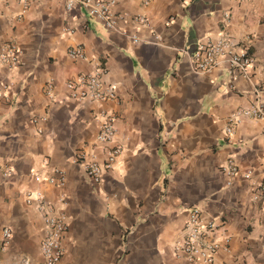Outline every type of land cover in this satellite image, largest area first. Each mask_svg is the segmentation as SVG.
<instances>
[{
    "label": "crops",
    "instance_id": "0c3cea01",
    "mask_svg": "<svg viewBox=\"0 0 264 264\" xmlns=\"http://www.w3.org/2000/svg\"><path fill=\"white\" fill-rule=\"evenodd\" d=\"M114 11L142 42L83 6L67 11L66 0H0V264H43V209L68 223L58 264H208L174 253L194 209L218 225L211 264H264V209L251 196L264 179V120H234L264 84V0H116ZM222 38L251 57L247 71L233 72L227 56L196 73L198 45ZM12 44L15 68L1 59ZM77 46L84 58L70 55ZM98 68L116 98H71L67 83ZM106 112L113 142L97 139ZM81 155L103 165L100 183L73 161ZM230 159L241 170L233 177L223 169ZM55 169L63 186L49 180ZM37 191L43 209L27 201Z\"/></svg>",
    "mask_w": 264,
    "mask_h": 264
},
{
    "label": "built area",
    "instance_id": "2783aa9c",
    "mask_svg": "<svg viewBox=\"0 0 264 264\" xmlns=\"http://www.w3.org/2000/svg\"><path fill=\"white\" fill-rule=\"evenodd\" d=\"M25 3L45 1V0H21ZM145 4L151 0H142ZM116 0H66V10L72 11L76 6L80 5L88 10V13L98 18L108 29L118 30L123 34L130 35L135 43L143 40L137 34H130L129 30L119 25L118 20H124L125 16L119 15L114 11ZM134 21L148 25V19L145 16H137ZM225 20L230 21V13H225ZM65 31L74 32L71 27H66ZM156 40L159 41L158 36ZM155 42V41H147ZM69 53L74 58H84L85 52L81 46L73 47ZM229 57L230 67L233 72L243 73L247 71L251 64V57L246 51H236L235 44L228 38H222L216 42L201 43L192 55V65L196 73H206L218 64L221 57ZM1 59L9 65L10 68L18 67L22 63L21 51L15 44L5 47L1 54ZM103 70L101 68L95 71L79 75L75 80L69 81L67 87L70 91V97L76 100H94L101 101L116 98V90L114 86L106 85L102 79ZM8 88L2 80H0V96H4ZM53 84L49 83L47 92L49 95L54 93ZM104 120L100 128L97 139L101 142H113L116 136L115 118L112 114L104 113ZM241 116H250L264 120V84L259 90L258 99L254 105L249 108L242 109L234 115V120L239 121ZM228 132L232 128L227 129ZM120 149L113 148L109 152L108 166H111ZM74 162L81 163L84 167L87 177L93 183H100L104 177V167L96 160L86 161L84 155L75 157ZM223 169L230 175L235 176L241 172L239 166L233 159H230ZM56 176L49 177L50 182L63 186L65 184L64 171L55 169ZM244 177L249 179L252 177L251 171H245ZM253 201L258 203L264 209V179L253 184L252 193ZM29 203L38 201L40 209L44 208L42 192L37 191L26 193ZM44 210V218L46 223V234L41 244L43 264H58L62 260L64 254L63 238L68 229V223L64 216L53 214L51 211ZM218 228L214 219L205 221L201 217L200 209H194L187 222L185 237L178 241L174 247V253L178 257H186L189 260H201L208 264L213 263L220 243L213 237L214 231ZM12 236L9 228L4 229V242L7 244ZM27 264L30 262L27 261Z\"/></svg>",
    "mask_w": 264,
    "mask_h": 264
}]
</instances>
